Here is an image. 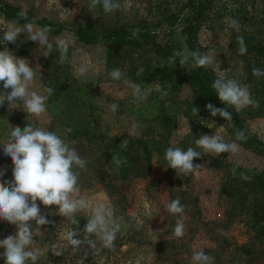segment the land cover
Listing matches in <instances>:
<instances>
[{
    "label": "rangeland",
    "instance_id": "rangeland-1",
    "mask_svg": "<svg viewBox=\"0 0 264 264\" xmlns=\"http://www.w3.org/2000/svg\"><path fill=\"white\" fill-rule=\"evenodd\" d=\"M187 1L117 0L120 8L106 13L100 5L92 7L91 0H0V28L10 21L26 23L18 15L21 11L32 13L34 19L55 23L49 33L54 50L47 57L46 49L28 40L27 33L20 34L16 44H2L0 38V51L7 47L14 55L29 60V66L36 71L31 90L47 97V110L38 117L26 112L22 100L10 107L6 101L0 107V142L9 137L12 126L22 130L28 123L55 132L87 162L84 169H75L79 172L80 196L89 204L86 210L66 218L58 214L57 206H45L37 200L41 214L51 223L40 226L42 233L35 234L33 247L44 253L36 264H77L84 257L86 246L80 250L64 247L66 234L83 229L100 202L113 208V220L121 228L114 250L101 246L93 254L88 251L84 264H193V253L201 249L213 257L212 264H264V252L245 254L241 247H251L254 242L261 249L264 247L255 235L264 216L254 213L261 208L263 203L258 201L262 198L248 192L247 183L243 182L246 179L241 176L248 171L260 173L264 169V155L258 148L237 140L219 114L213 117L206 105L194 103L185 76L192 59L181 65V72L158 70L151 74L145 66L156 53L154 45H125L108 61V40L89 43L77 33L78 29L90 26L98 27L102 34L123 25H145L151 27L159 43H170L176 50L190 53L183 23L170 25V15L180 12ZM230 1L229 5L243 2ZM6 5L14 10L7 12ZM255 7L264 12L259 2ZM228 18H217L203 26L197 32V40L202 53L214 58L213 64L206 66L213 81L219 77L235 79L247 86L252 98L245 70L248 62L231 48L233 28ZM36 25L43 27L45 23ZM59 26L62 28L57 31ZM58 38L70 41L68 58L63 63L56 47ZM81 65L88 71L78 76ZM116 68L124 74L120 81L109 75ZM125 79L141 85L140 97L133 95V90L124 84ZM45 87L53 89L51 95L43 90ZM50 101L61 103L58 114L48 109ZM109 103H118L117 113L110 111ZM193 107L199 109L198 114L192 111ZM164 112L168 115L165 120ZM67 128L72 131H65ZM245 128L264 142V115L247 117ZM76 130H86L88 134ZM202 134L220 135L225 142L237 143L239 151L217 155L197 148L203 153L194 158L193 164H202L204 168L177 175L168 167L165 150L170 146L195 148V141ZM121 147L126 149L127 166L123 170L112 159L114 151ZM13 167L0 146V169H6L0 181L13 179ZM177 197L185 207V234L179 238L174 235V225L180 217L166 209V204ZM30 223L35 229V221ZM16 231L15 225L0 220V240ZM76 238L82 239L83 234ZM54 245L59 246V255L48 251ZM3 251L0 248V253ZM0 264H4V259L0 258Z\"/></svg>",
    "mask_w": 264,
    "mask_h": 264
},
{
    "label": "clouds",
    "instance_id": "clouds-1",
    "mask_svg": "<svg viewBox=\"0 0 264 264\" xmlns=\"http://www.w3.org/2000/svg\"><path fill=\"white\" fill-rule=\"evenodd\" d=\"M102 6L103 10L112 12L120 8L117 0H91V6ZM19 17L26 23L20 25L18 21H10L0 32L3 33V43L16 44L18 37L22 33H27L28 40L39 43L46 49L45 57L54 50L53 43L49 41V33L52 31L50 26L38 27L35 20L28 21L26 12L21 11ZM230 20V27L239 31V23L235 19ZM139 29H133L132 35L135 37ZM239 45L238 52L241 55L246 54L247 47L242 36L237 37ZM70 41L66 38H58L56 47L59 49L60 63H63L68 57ZM179 58L180 65H184L191 58L192 67H206L212 65L214 58L208 53H201L199 50L185 53L183 50L173 52L170 61L175 62ZM39 67V66H38ZM40 69V68H39ZM219 70V69H218ZM88 71L87 67L81 65L77 69V75L82 76ZM220 71V70H219ZM41 72V70H40ZM223 72V71H221ZM254 76H264V71L259 68H253ZM110 78L120 81L123 73L119 68L113 69ZM36 78L35 68L29 66V60L14 55L7 47L0 51V82L3 85V91H0V107H3L7 101L8 106L15 104L17 100H22L24 108L28 114L40 116L46 112L45 95L31 90ZM41 78V77H40ZM124 84L133 90V95L140 97L141 85L133 81L124 80ZM212 88L218 96V99L240 110L249 105L258 107V102L251 98V94L246 85L240 84L235 79H225L219 77L212 83ZM10 89V91H8ZM48 95H51L53 89L45 87L43 89ZM112 113L119 110L118 103H109ZM206 109L211 116L217 114L226 121H232V113L224 108H218L211 103L206 105ZM192 111L198 114L199 109L193 107ZM135 127V125H133ZM190 129V128H189ZM65 131L71 132V128ZM191 131V130H190ZM237 140H245L246 137L242 131H237ZM196 147H188L183 150L180 147H168L165 150V160L168 167L174 169L179 174H188L197 169H203L202 164H193L194 158H200L203 152L235 154L239 151V145L235 142H225L220 135L202 134L195 141ZM5 156L10 157L12 164L13 179L7 182L0 181V220L16 226V233L8 235L0 240V248L4 251L0 253V258L4 259V264H36L39 257L44 254L43 250L33 247L36 244L34 239L36 233H42L40 226L48 225L51 221L46 215L41 214V209L37 204L39 200L45 206L55 205L58 207V214L72 218L74 214L86 210L89 207L88 201L80 196V187L78 184L79 172L76 168L84 169L86 161L80 157L77 150L69 146L55 132L45 130L40 127H34L27 123L22 130L16 126L11 128L9 137L0 142ZM197 148L203 149L198 151ZM117 166L126 163V160L118 156L112 157ZM6 169H0V178L5 175ZM243 179H250L241 174ZM166 209L173 215H178L174 225V235L179 238L185 234V223L183 213L184 205L180 198L171 200L166 204ZM114 210L104 202L98 203L92 210V215L87 219V223L81 230H71L66 234V243L64 247L72 250H80L86 246L84 257L88 251L92 254L101 246L108 249L115 248L117 233L121 225L113 220ZM35 221L36 228L33 229ZM73 223H77L73 219ZM83 234V238H76ZM59 246L54 245L49 250L55 255H59ZM84 257H81L77 264H84ZM213 257L205 253L203 249L195 251L192 255L193 264H212Z\"/></svg>",
    "mask_w": 264,
    "mask_h": 264
},
{
    "label": "trees",
    "instance_id": "trees-1",
    "mask_svg": "<svg viewBox=\"0 0 264 264\" xmlns=\"http://www.w3.org/2000/svg\"><path fill=\"white\" fill-rule=\"evenodd\" d=\"M230 0H188L182 10L178 13L170 15V25L172 27L176 26L178 23H183L182 31L186 35V44L191 51L199 50L202 53V48L200 47L197 40V32L205 25H209L219 18H224L225 16L235 19L241 25L239 31L234 28L232 30V41L230 43L231 48L238 50L237 37L242 36L244 38L247 52L242 55L244 60L247 61L246 75L251 83L252 99L258 102V107L249 105L243 109V111H238L233 106H227V104L222 103L219 99L215 90L212 88L213 76L207 67L193 68L192 65L186 76V82L191 87L193 92V97L195 99L194 103L198 105H207L208 103L213 104L218 108H224L232 113V121H226L223 117H220L230 127V132L236 135L237 131H242L246 137L242 140L246 145L258 148L264 155V142L258 137L252 135L245 128V119L249 116H259L264 115V76H254L252 73L253 68H259L264 71V12H258L256 8V3L259 2L264 6V0H243V2H234L233 5H229ZM5 8L7 12L14 10L10 5H6ZM13 12V11H12ZM260 15H256L255 13ZM28 21L35 20V22H44L45 25L53 27L55 23L50 21H42L39 19H34L32 13L26 12ZM32 18V19H31ZM218 18V19H217ZM62 27H58L59 31ZM139 29L138 34L133 37L132 30ZM100 30L96 26H90L84 29H78L77 33L82 40L89 43L97 42L101 39L108 40V61L117 54L120 48L125 45H131L134 48H146L147 45L152 44L155 46V54L152 61L146 65L147 70L154 74L158 70H177L181 72L184 70L179 63L178 58L175 62L170 61V57L176 49L170 43H159L152 34L151 27L145 25H123L116 28L110 29L106 33H99ZM255 54V55H254ZM60 102L53 104L52 101L48 103V109L53 114H58L60 111ZM172 110H176L173 108ZM166 112L169 110L166 109ZM164 112L162 119H167L168 115ZM76 133L88 134L86 130H76ZM125 148L121 147L116 149L113 156H118L121 159L126 160ZM215 160V158H213ZM212 160V162H213ZM115 163V162H114ZM127 166V163L121 164L118 167L123 170ZM244 176L250 179L243 180L247 183L245 187L249 188L248 192H255L260 194L261 198L258 201L263 203L261 208L258 209L257 206L254 207L256 211L254 213L257 215L258 212L262 213L264 216V169L260 173H255L254 171H248ZM246 197L242 200V202ZM257 204V205H258ZM199 212V211H198ZM261 214V215H262ZM258 223L256 220L255 224ZM258 231L255 230L256 239L259 244L263 247L264 242V218L259 223ZM263 240V241H262ZM245 254H253L258 250L264 252V247H258L256 243L251 247L246 244L241 246ZM261 264V263H258Z\"/></svg>",
    "mask_w": 264,
    "mask_h": 264
}]
</instances>
